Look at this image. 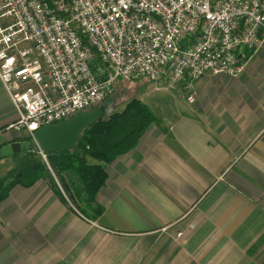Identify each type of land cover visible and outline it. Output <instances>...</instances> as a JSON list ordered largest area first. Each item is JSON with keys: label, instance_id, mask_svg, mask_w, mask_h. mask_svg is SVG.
Listing matches in <instances>:
<instances>
[{"label": "crops", "instance_id": "crops-1", "mask_svg": "<svg viewBox=\"0 0 264 264\" xmlns=\"http://www.w3.org/2000/svg\"><path fill=\"white\" fill-rule=\"evenodd\" d=\"M153 90L173 99L105 164L100 216L42 179L18 184L0 202V264H264V46L238 77L199 81L193 104L184 87ZM17 119L0 80V148L24 142Z\"/></svg>", "mask_w": 264, "mask_h": 264}, {"label": "built area", "instance_id": "built-area-1", "mask_svg": "<svg viewBox=\"0 0 264 264\" xmlns=\"http://www.w3.org/2000/svg\"><path fill=\"white\" fill-rule=\"evenodd\" d=\"M263 46L264 0H0L8 130L47 161L35 131L96 110L120 80L184 87L193 104L199 81L238 77Z\"/></svg>", "mask_w": 264, "mask_h": 264}, {"label": "trees", "instance_id": "trees-1", "mask_svg": "<svg viewBox=\"0 0 264 264\" xmlns=\"http://www.w3.org/2000/svg\"><path fill=\"white\" fill-rule=\"evenodd\" d=\"M155 120L145 103L133 99L123 110L84 130L74 150L46 153L47 161L27 140L30 148L13 155L14 168L0 179V202L14 186L42 179L78 215L95 220L103 210L97 197L108 178L105 164L133 150Z\"/></svg>", "mask_w": 264, "mask_h": 264}, {"label": "water", "instance_id": "water-1", "mask_svg": "<svg viewBox=\"0 0 264 264\" xmlns=\"http://www.w3.org/2000/svg\"><path fill=\"white\" fill-rule=\"evenodd\" d=\"M114 112V102H108L92 112L77 115L65 122L44 126L35 131L37 143L45 153L74 150L84 130L95 126L100 120L108 119ZM29 148V142H15L4 146L0 148V159L11 157Z\"/></svg>", "mask_w": 264, "mask_h": 264}, {"label": "rangeland", "instance_id": "rangeland-1", "mask_svg": "<svg viewBox=\"0 0 264 264\" xmlns=\"http://www.w3.org/2000/svg\"><path fill=\"white\" fill-rule=\"evenodd\" d=\"M155 87H167V83L163 81L161 83L155 84L154 82L149 81L147 79L120 80L117 83L113 93L107 98L104 104L108 102H114L115 111H121L124 109L125 105L133 99H141L143 102H147V104L152 108V112L157 113V109L159 108L155 109L153 106L158 105L159 100L164 99L172 101L173 98L166 94H160L158 92H155L153 90ZM22 133L23 134L19 138V140L28 142L27 140L30 139L26 137V133ZM14 166L15 160L13 157L9 159L4 158L3 160H0V178L7 175L6 172L8 171V169L11 170L12 168H14Z\"/></svg>", "mask_w": 264, "mask_h": 264}]
</instances>
